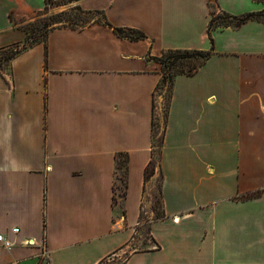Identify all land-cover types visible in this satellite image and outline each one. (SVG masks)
<instances>
[{
    "label": "crops",
    "instance_id": "obj_1",
    "mask_svg": "<svg viewBox=\"0 0 264 264\" xmlns=\"http://www.w3.org/2000/svg\"><path fill=\"white\" fill-rule=\"evenodd\" d=\"M75 3L146 39L97 23L56 28L0 70V235L10 244L0 243V264H99L129 248L144 223L153 59L176 49L212 55L174 78L159 157L163 217L147 218L149 247L122 264H264V23L213 30L212 46L208 35L209 4L234 16L264 4ZM43 6L0 0V49L23 43L21 25ZM119 154L126 188L113 203Z\"/></svg>",
    "mask_w": 264,
    "mask_h": 264
},
{
    "label": "trees",
    "instance_id": "obj_2",
    "mask_svg": "<svg viewBox=\"0 0 264 264\" xmlns=\"http://www.w3.org/2000/svg\"><path fill=\"white\" fill-rule=\"evenodd\" d=\"M77 0H68V2H76ZM258 1L264 4V0H254ZM71 10L78 13L76 16H70L68 15L69 12L62 11L55 15L54 22L55 23H62L61 25L49 27L48 22H44L42 26L34 25L33 24H27L20 29L24 32L25 38L23 43L21 44H15L12 47V50H9L8 53H5L9 47L1 48L0 49V70H2L4 67L6 69H9L11 60L17 56L19 53H21L23 50H26L29 47H32L39 43H46L47 36L50 31L56 29V28H62V27H69V28H76L73 27L76 22L83 23L84 25L82 27L88 26L93 23L102 24L109 26L113 29L114 33L120 37L124 38L130 41H138V40H144L146 39V36L143 32L132 29V28H113L110 24H108L104 18V15L100 11H86L82 9L79 5L76 4ZM209 12H210V21L208 24V35L209 40L211 43V46L213 44L212 38L210 37V33L213 30L216 29H222V28H237L248 21H260L264 23V8L262 11L258 13H248L241 16H234L230 15L223 11H218L214 4H209ZM92 16H95L92 18ZM92 19H91V18ZM70 24V25H66ZM7 54L5 57L3 55ZM212 55V49L208 51L203 50H167L165 52H162L160 57L153 59L159 66V74L160 79L155 87L153 99H152V116H151V152H150V161L147 164L145 170H144V188L145 184L148 183L149 178L153 175L154 171V161H155V155L158 156L157 166L159 169V157H160V150L162 147V143L164 140V132L166 128L167 123V116H168V110L169 105L171 101V93H172V86L174 78L178 75H192L194 74L205 62L207 59H209ZM168 86V94L166 96V106L164 111V126L162 135L160 136V139L158 144L156 145L155 137H156V118L154 116V110H155V93L158 92V90H162L163 87ZM156 151V152H155ZM126 166H127V156L125 154H119L116 158V169L121 172V175L119 176V181L122 183V192L119 197H123L125 195V188H126ZM160 173V169H159ZM118 179V177H117ZM161 179V175H160ZM162 181V179H161ZM162 186V183H161ZM145 190V189H144ZM161 191V190H160ZM257 194H250L248 195V198L255 197ZM116 198L114 196L113 203H116ZM142 215H140V218ZM162 208L160 215L156 218H162ZM101 263V262H100ZM99 263V264H100Z\"/></svg>",
    "mask_w": 264,
    "mask_h": 264
},
{
    "label": "rangeland",
    "instance_id": "obj_3",
    "mask_svg": "<svg viewBox=\"0 0 264 264\" xmlns=\"http://www.w3.org/2000/svg\"><path fill=\"white\" fill-rule=\"evenodd\" d=\"M76 6L75 2H68V0H44V6L43 9L34 15L33 21L30 22V24L39 25L42 26L44 22L49 23V27L61 25L62 23H55L54 17L56 14L67 11L69 12L68 15L70 16H76L78 15L77 12L71 10ZM95 16H92L94 18ZM91 18V17H90ZM91 18V19H92ZM22 24L21 27L27 25ZM70 25V24H66ZM73 27L82 28L84 25L83 23L76 22L73 24ZM20 27V28H21ZM9 50H12V47H9V49L5 52L8 53ZM7 54L3 55L5 57ZM1 58V57H0ZM7 70L5 67L2 69V71ZM168 94V86H165L162 88V90H158L156 93L154 104H155V110H154V116L156 118L157 128H156V145L158 144L157 141H159L160 136L162 135L163 126H164V111L166 106V96ZM156 152V151H155ZM155 155V161H154V171L153 175L149 178L148 183L146 184V189L144 193V209H142V223L140 228L134 233L135 239L130 244L129 248L125 249V251L116 252L112 255H110L108 258L104 259L100 264H122L126 256L133 250H144L149 247V236L148 232L146 230L147 227V218L150 216L151 220L156 219L161 212L162 208V202L160 198L161 193V179H160V173L157 166L158 156ZM121 175V172H118V179L116 181L115 185V198L116 200L120 196L122 192V183L119 181V176ZM147 209L149 210L148 213H146Z\"/></svg>",
    "mask_w": 264,
    "mask_h": 264
},
{
    "label": "built area",
    "instance_id": "obj_4",
    "mask_svg": "<svg viewBox=\"0 0 264 264\" xmlns=\"http://www.w3.org/2000/svg\"><path fill=\"white\" fill-rule=\"evenodd\" d=\"M155 96H156V93H155ZM176 220H177V217L174 218V221H176ZM12 232H13L14 234H17V233L19 232V229H18V228H15V229L12 230ZM0 243H1V245H3V246H9V245H10V244L5 240V238H4L2 235H0ZM26 243H27V245H33V243H32L31 241H27ZM44 264H50V263L45 262Z\"/></svg>",
    "mask_w": 264,
    "mask_h": 264
}]
</instances>
